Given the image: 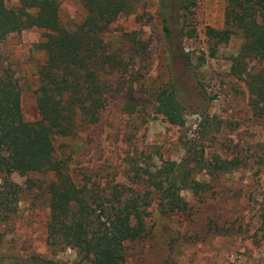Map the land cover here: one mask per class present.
<instances>
[{"label":"rangeland","instance_id":"1","mask_svg":"<svg viewBox=\"0 0 264 264\" xmlns=\"http://www.w3.org/2000/svg\"><path fill=\"white\" fill-rule=\"evenodd\" d=\"M165 1L168 39L159 0H138L109 25L103 37L125 59V79H119L125 85L116 83L122 89L111 94L98 123L55 136V153L67 161L77 184L107 190L117 183L142 192L139 174L144 178L165 161H179L191 145L211 163L194 174L205 191L182 189L183 212L163 213L152 200L146 235L126 243L121 264H264V119L253 112L243 80L229 71L241 39L233 36L214 47L205 33L208 26H223L224 0H197L185 22L175 13V0ZM3 2L16 6L19 0ZM84 15L80 0H60L65 28H75ZM42 32L31 27L0 43L2 63L17 77L26 120L39 117L38 69L46 53L35 44ZM171 80L185 106L182 125L154 113L149 99ZM127 99L136 100L135 112L122 109ZM217 158L238 165L213 169ZM52 178L51 171L10 175L21 191L16 210L0 218V264H76L73 248L46 239Z\"/></svg>","mask_w":264,"mask_h":264},{"label":"trees","instance_id":"2","mask_svg":"<svg viewBox=\"0 0 264 264\" xmlns=\"http://www.w3.org/2000/svg\"><path fill=\"white\" fill-rule=\"evenodd\" d=\"M137 1L80 0L84 18L67 29L59 20L60 0H19L16 6L0 0V43L12 32L37 27L43 30V39L35 48L46 53L38 69L35 99L39 117L35 120L23 118L17 77L2 63L0 54V218L14 212L19 201L21 188L10 179L12 173L53 172L47 184L46 239L51 246L73 248L76 264H121L126 243L146 235L144 218L152 200L163 213L183 212L187 202L180 194L182 189L195 194L205 191L204 182L194 174L211 163L189 144L179 161H165L144 178L139 174L142 192L117 183L107 190L77 184L67 161L55 153V136H69L83 124L98 123L111 94L122 89L116 83L125 79V59L109 49L103 36ZM196 2L175 0L177 17L185 22ZM224 2L223 26H208L205 33L214 47L233 36L241 39L230 58L229 71L243 80L253 112L264 119V0ZM159 4L162 31L168 39L166 1L159 0ZM121 83L125 85V80ZM176 85L171 80L149 99L154 113L170 124L182 125L185 106L177 97ZM136 105L135 99H127L122 109L133 113ZM231 164L238 162L217 158L213 169L224 171Z\"/></svg>","mask_w":264,"mask_h":264}]
</instances>
